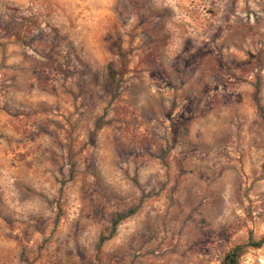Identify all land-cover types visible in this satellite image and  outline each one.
Listing matches in <instances>:
<instances>
[{"label":"rangeland","instance_id":"374dc122","mask_svg":"<svg viewBox=\"0 0 264 264\" xmlns=\"http://www.w3.org/2000/svg\"><path fill=\"white\" fill-rule=\"evenodd\" d=\"M248 237L264 0H0V264H220Z\"/></svg>","mask_w":264,"mask_h":264},{"label":"trees","instance_id":"16d2710c","mask_svg":"<svg viewBox=\"0 0 264 264\" xmlns=\"http://www.w3.org/2000/svg\"><path fill=\"white\" fill-rule=\"evenodd\" d=\"M120 217H117L113 223L112 227L116 224V222L119 220ZM262 243H264V238L257 242L251 241L250 237H248L246 244L244 245L245 247H254L258 248ZM244 246H235L233 247L228 253L224 255L222 260L220 261V264H237V258L240 255L242 248Z\"/></svg>","mask_w":264,"mask_h":264}]
</instances>
